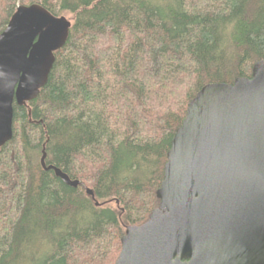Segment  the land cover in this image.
Masks as SVG:
<instances>
[{
	"label": "trees",
	"instance_id": "1",
	"mask_svg": "<svg viewBox=\"0 0 264 264\" xmlns=\"http://www.w3.org/2000/svg\"><path fill=\"white\" fill-rule=\"evenodd\" d=\"M33 4L71 26L38 96L13 104L0 264H114L126 228L158 207L189 102L264 60V0H0V34Z\"/></svg>",
	"mask_w": 264,
	"mask_h": 264
},
{
	"label": "water",
	"instance_id": "2",
	"mask_svg": "<svg viewBox=\"0 0 264 264\" xmlns=\"http://www.w3.org/2000/svg\"><path fill=\"white\" fill-rule=\"evenodd\" d=\"M70 26L33 4L0 34V148L12 138L13 104L38 96ZM44 159L45 171L79 185ZM156 198L147 221L126 228L114 264H264V60L250 78L205 85L189 102Z\"/></svg>",
	"mask_w": 264,
	"mask_h": 264
},
{
	"label": "bare ground",
	"instance_id": "3",
	"mask_svg": "<svg viewBox=\"0 0 264 264\" xmlns=\"http://www.w3.org/2000/svg\"><path fill=\"white\" fill-rule=\"evenodd\" d=\"M33 246H35V245L33 244Z\"/></svg>",
	"mask_w": 264,
	"mask_h": 264
}]
</instances>
